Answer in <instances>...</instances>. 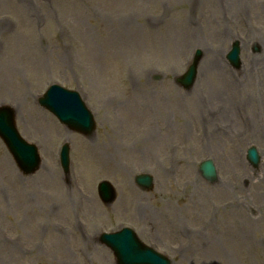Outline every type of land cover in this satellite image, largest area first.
<instances>
[{"label":"rangeland","instance_id":"obj_1","mask_svg":"<svg viewBox=\"0 0 264 264\" xmlns=\"http://www.w3.org/2000/svg\"><path fill=\"white\" fill-rule=\"evenodd\" d=\"M260 39L264 0H0V105L14 107L42 156L25 174L0 137V264H118L100 235L122 226L172 264H264ZM237 41L235 67L227 54ZM196 49L186 88L179 77ZM52 83L81 93L92 134L40 105ZM224 112L235 119L230 135L215 133L230 130ZM249 120L262 128L255 140ZM253 145L258 165L247 158ZM207 159L213 179L200 169ZM141 173L154 176L151 187L136 183ZM102 180L114 200L100 197Z\"/></svg>","mask_w":264,"mask_h":264},{"label":"water","instance_id":"obj_2","mask_svg":"<svg viewBox=\"0 0 264 264\" xmlns=\"http://www.w3.org/2000/svg\"><path fill=\"white\" fill-rule=\"evenodd\" d=\"M240 46L235 43L233 49L229 53V58L239 65ZM198 61V58H197ZM191 66L188 72L182 78L186 85H190L196 75V63ZM49 91L43 99V103L49 104L59 118L69 124L72 128L78 129L84 133H91L95 128V122L92 119L87 108L84 106L78 92L65 89H57ZM48 102V103H47ZM0 135L4 138L16 160L22 169L26 172L33 171L39 165V159L36 154V147L27 142L18 132L15 121L14 112L8 107L0 108ZM63 158L65 166L68 167V156L64 151ZM248 158L257 165L259 163V155L255 148H250ZM202 170L207 177H215V167L212 161L202 164ZM137 180L145 185L150 186L152 177L140 174ZM100 190L103 198L110 201L114 198V190L108 182L100 184ZM103 241L108 243L116 252L119 264H169L170 262L163 256H159L150 251L136 237L135 233L130 229H125L116 234L103 236Z\"/></svg>","mask_w":264,"mask_h":264},{"label":"bare ground","instance_id":"obj_3","mask_svg":"<svg viewBox=\"0 0 264 264\" xmlns=\"http://www.w3.org/2000/svg\"><path fill=\"white\" fill-rule=\"evenodd\" d=\"M226 32H228V31H226ZM255 40H258L259 39V37L258 36H255V38H254ZM260 40H262V41H264L263 39H260ZM261 63H263V61L261 62ZM213 67H217V68H219L220 67V62H218L216 59H214L213 60ZM252 101V98H250V102ZM201 105V102L199 101L198 102V106H200ZM223 111H226V110H223ZM230 113H232V111H230L229 112V114ZM226 118L227 117H229V119H231V123H230V130H225V131H227V132H223V130H221V132L220 131H218L216 128H215V133H221V134H229L230 135V133H233V130H234V127H233V122H234V116L233 115H229L228 116V112H224V114H223ZM259 115L260 116H262V113H260L259 112ZM259 115H257L258 117H260ZM231 117V118H230ZM250 121V120H249ZM255 120H253V122L252 121H250V122H252L253 123V132H251L248 136H247V134H245L246 136H247V138H249V139H251V140H255V137L256 136H259L260 135V131H261V127H257L256 125H258V122L257 121H255ZM222 129H224V127H221ZM255 131V132H254ZM216 138H217V135H213V137H211L210 136V139L212 140V141H216ZM238 141H242V140H240V139H238ZM261 155V154H260ZM229 236H231V233L229 232V234H227L226 233V231H222V239L225 241V239H227ZM223 241V242H224Z\"/></svg>","mask_w":264,"mask_h":264}]
</instances>
